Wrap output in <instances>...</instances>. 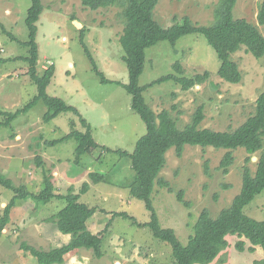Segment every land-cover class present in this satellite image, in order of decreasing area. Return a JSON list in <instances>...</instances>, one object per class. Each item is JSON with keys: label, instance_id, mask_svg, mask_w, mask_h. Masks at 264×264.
Here are the masks:
<instances>
[{"label": "rangeland", "instance_id": "obj_1", "mask_svg": "<svg viewBox=\"0 0 264 264\" xmlns=\"http://www.w3.org/2000/svg\"><path fill=\"white\" fill-rule=\"evenodd\" d=\"M219 2L160 0L154 17L164 28L181 22L184 17L190 18L194 24L209 26L215 22ZM261 2L238 0L233 10L234 17L258 25ZM31 4V0H0V23L8 31L5 33L0 27V109L7 112L17 111L37 95V87L27 74V63L22 59L16 60L29 55L25 43L29 36L26 19ZM42 4L44 12L37 23L36 37L38 70L42 74L50 65L55 66V75L47 93L75 107L80 116L63 113L45 123L43 118L48 108L41 101L28 113L19 115L11 128H0V152H12L10 154H14L15 159L33 157L35 153L37 157L41 154L52 157L56 164L61 160V166L78 182L72 186L75 194L81 192L84 183L89 184L80 202L97 207L99 211L88 221V230L99 233L108 224L111 227L102 244L104 256L98 259L93 250H88L82 256L85 257L82 263L175 264L172 247L156 239L149 227H138L130 219L114 218L111 214L127 213L141 224L150 221L145 203L134 199L130 193L136 181L131 161L118 153L132 154L147 131L143 120L132 109V96L123 87L130 80L120 43L125 26L123 10L109 7L92 11L85 8L80 0H42ZM259 29L264 36V26H259ZM82 33L97 70L110 82L104 83L97 75L81 43ZM232 59L242 72L239 84L228 83L218 75L220 60L204 36L186 35L175 45L169 41L158 43L146 50L140 86L147 87L170 74L191 78L208 72L209 77L205 83L189 91H184L173 81L150 86L144 92L146 103L156 114L168 110L179 129L185 128L197 108L203 106L205 119L200 129L235 131L256 113L257 100L264 93V57L257 59L242 49ZM176 64L181 74L175 70ZM81 118L91 126L93 139L100 148L83 156L78 164L75 163L78 146L75 139H67L54 146L49 142L66 138L72 130V123L77 130L85 131ZM3 120L0 116V122ZM17 135L19 138L16 140ZM227 152L222 148L187 145L182 157L177 156L175 148L166 153L167 163L160 177L168 186L155 184L151 198L160 226L174 230L183 245L188 244L204 210L217 217L221 211L231 207L241 192L244 168L249 167L254 174L264 148L253 155L244 148L233 150V163L225 172L221 164ZM248 157L252 158L249 162L246 161ZM28 162L37 165L36 157ZM3 170L0 167L2 175ZM92 173L105 176L104 181L95 184L90 176ZM4 177L11 179L16 186L21 185L15 176ZM64 185L59 184L62 188ZM180 192L182 200L178 198ZM0 194L7 201L15 196L13 191L1 186ZM58 204L65 206L62 201ZM50 206L55 209L53 204H48ZM243 212L256 221H264V191ZM227 239L230 245L210 264H264L261 247H257L254 253L248 249L240 252L236 244L241 239L232 235ZM246 246L249 248L250 243L247 242ZM20 259L26 263L35 261L26 253Z\"/></svg>", "mask_w": 264, "mask_h": 264}, {"label": "trees", "instance_id": "obj_2", "mask_svg": "<svg viewBox=\"0 0 264 264\" xmlns=\"http://www.w3.org/2000/svg\"><path fill=\"white\" fill-rule=\"evenodd\" d=\"M80 1L85 8L92 11L109 7H120L123 10L125 26L120 43L125 53L123 60L130 76L129 83L123 87L132 96V109L143 120L147 130L146 134L137 142L136 149L132 154L122 151L118 153L121 157L131 161L132 169L136 174V181L132 185L130 193L134 199L145 203V207L150 213V221L145 224L138 223L127 213L113 212L111 213L112 216L130 219L138 227H149L156 239L166 242L172 247L175 264L212 263L230 245L227 239L230 235L238 236L241 239L236 244V248L240 252L248 249L254 253L257 247L264 250V221H256L243 212L244 208L264 191V152L258 160L257 170L254 174L249 167L244 168L242 189L240 194L234 198L231 207L221 211L217 217H212L208 210H204L200 214L194 227V234L189 237L187 245L180 242L174 230L164 229L160 226L151 198L155 184L163 187L168 186L160 174L167 163L166 153L172 148H175L178 157H182L187 145L228 150L221 164L225 172H228L227 168L233 163V150L244 148L249 155L261 152L264 148V93L257 100L256 113L243 125L233 132H220L200 129V125L205 119L203 106L197 108L192 121L185 128L179 129L176 120L172 118L168 110L156 114L144 98V92L148 87L166 81H173L180 85L184 91H189L205 83L209 77L208 72L191 78L170 74L147 87L139 85V79L145 68L147 49L162 41H169L175 45L180 38L191 34L204 36L215 50L220 60L218 75L223 80L231 84L241 83L242 72L232 56L245 49L248 54H252L257 59L264 57V36L259 29V26H264V0L259 6L258 25L234 17L233 10L238 0H220L215 11L216 19L212 25H197L190 18L184 17L181 22L168 28L162 27L154 17L155 9L160 0ZM31 2L26 19L29 36L25 43V46L29 48V55L16 60L22 59L27 63V74L37 87V95L15 112L0 109V116L4 119L0 122V128H11L13 121L19 115L28 113L41 101L48 108L43 118L45 123L63 113L79 115L75 107L47 93L55 75V66L50 65L42 74L38 70L37 23L44 12V6L42 0H31ZM0 27L3 32L8 33L2 23H0ZM10 36L13 40H17L13 35ZM81 43L97 75L103 79L104 83L110 82L104 78L103 73L97 70L94 58L86 46L83 33L81 34ZM174 68L180 74L182 73L177 64L174 65ZM80 121L85 131L77 130L72 123V130L66 138L49 142L50 146H54L58 142L75 139L78 143L75 163L78 164L83 156L91 155L94 150L100 148L93 139L91 126L83 118ZM251 159L248 157L246 161L249 162ZM36 164L42 168L43 173V186L38 194L29 192L26 187L16 186L12 180L5 178L0 172V186L15 193V196L0 214V233L10 223L11 211L18 200L32 198L37 203L43 204H48L53 200L64 201L65 207L50 220L57 224L63 234L72 235L70 243L50 251H41L24 244L22 248L35 258L36 264H62L68 255L79 249L93 250L95 257L101 259L104 256L102 244L111 224H108L99 233L88 230V221L99 211L97 207H91L80 202L81 196L87 193L89 184L84 183L80 193L75 194L72 189L68 190L66 194L60 193L56 190L52 171L46 168L41 156L36 157ZM90 176L95 184L101 183L105 179V176L96 173H92ZM178 198L182 200L181 192L178 194ZM186 204L188 205V203ZM102 212L105 213L104 210ZM247 242L250 243L249 248L246 246Z\"/></svg>", "mask_w": 264, "mask_h": 264}, {"label": "crops", "instance_id": "obj_3", "mask_svg": "<svg viewBox=\"0 0 264 264\" xmlns=\"http://www.w3.org/2000/svg\"><path fill=\"white\" fill-rule=\"evenodd\" d=\"M18 138L19 135L16 136V140ZM10 153L12 152H0V167L4 169L3 175L5 174L4 176L10 178H13V176L19 178L21 185H19V183H17V185H25L29 192L38 194L43 186L42 168L28 162L31 161V158L37 157V155L34 153L33 157L23 156L24 159H15L13 158L14 154ZM41 157L43 158L46 168L50 169L53 173V180L58 192L61 191L64 193V191L67 192L70 189H74L72 187L73 184H78V182L74 177L72 178L68 175L69 171H65L64 167L61 166L63 165L61 160H57L59 164H56L55 161L52 160V157L50 158L48 155L44 156L41 154ZM62 183L65 184L63 188L59 186V184ZM1 194L0 212L9 202L3 199ZM58 202L60 201L53 200L48 203L49 205H54L55 209H53L51 206L48 207V204L44 206L39 205L40 203H37L36 200L32 198L17 201L16 206L12 209L10 214V223L0 233V264H36V260H30L29 263H26L24 259H20L23 253L28 254V252L22 248L23 244L32 246L41 251H50L70 243L72 235L63 234L57 225L50 220L51 217L65 207H62ZM85 251L88 250L79 249L72 252L62 264H84L82 262L85 261V257L82 256Z\"/></svg>", "mask_w": 264, "mask_h": 264}, {"label": "water", "instance_id": "obj_4", "mask_svg": "<svg viewBox=\"0 0 264 264\" xmlns=\"http://www.w3.org/2000/svg\"><path fill=\"white\" fill-rule=\"evenodd\" d=\"M75 24H76L77 26H80V24H79V23H77V22H76Z\"/></svg>", "mask_w": 264, "mask_h": 264}]
</instances>
